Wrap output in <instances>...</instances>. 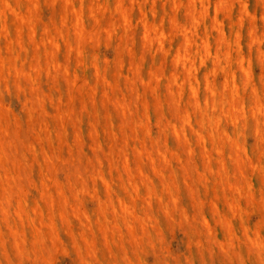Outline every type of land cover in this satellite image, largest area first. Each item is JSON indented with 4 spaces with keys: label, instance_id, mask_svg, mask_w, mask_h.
<instances>
[{
    "label": "rangeland",
    "instance_id": "1",
    "mask_svg": "<svg viewBox=\"0 0 264 264\" xmlns=\"http://www.w3.org/2000/svg\"><path fill=\"white\" fill-rule=\"evenodd\" d=\"M0 264H264V0H0Z\"/></svg>",
    "mask_w": 264,
    "mask_h": 264
},
{
    "label": "bare ground",
    "instance_id": "2",
    "mask_svg": "<svg viewBox=\"0 0 264 264\" xmlns=\"http://www.w3.org/2000/svg\"><path fill=\"white\" fill-rule=\"evenodd\" d=\"M2 2V1H1ZM31 4V3H30ZM33 7H35V6H33ZM75 20V19H74ZM241 22V21H240ZM252 23V22H251ZM251 25V24H250ZM74 27V26H73ZM83 37V36H82ZM81 42V41H80ZM152 44V43H151ZM55 46V45H54ZM7 57V56H6ZM178 58V57H177ZM181 59V58H180ZM179 60V59H178ZM180 61V60H179ZM184 61V60H183ZM193 70V69H192ZM228 84V83H227ZM254 92V91H253ZM170 93V92H169ZM210 93V92H209ZM223 104V103H222ZM238 106H239V104H238ZM241 107V106H240ZM42 113V112H41ZM64 126V125H63ZM79 139V138H78ZM159 151V150H158ZM48 157V156H47ZM51 160V159H50ZM52 161V160H51ZM55 162V161H54ZM250 196H251V194H250ZM249 196V197H250ZM254 200V199H253Z\"/></svg>",
    "mask_w": 264,
    "mask_h": 264
}]
</instances>
